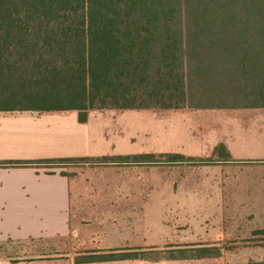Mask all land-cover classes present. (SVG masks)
<instances>
[{"label":"trees","instance_id":"trees-1","mask_svg":"<svg viewBox=\"0 0 264 264\" xmlns=\"http://www.w3.org/2000/svg\"><path fill=\"white\" fill-rule=\"evenodd\" d=\"M233 105L264 107V0H0V112L76 110L86 122L93 109Z\"/></svg>","mask_w":264,"mask_h":264},{"label":"crops","instance_id":"crops-1","mask_svg":"<svg viewBox=\"0 0 264 264\" xmlns=\"http://www.w3.org/2000/svg\"><path fill=\"white\" fill-rule=\"evenodd\" d=\"M219 146L229 153L228 159L217 152ZM136 154L191 157L194 160L154 162H189L186 169L204 181L215 180L211 173L222 179L227 173L252 168L255 239L260 237L255 241L263 242L262 106L103 108L91 110L86 122L79 120L76 110L0 112V161ZM208 158L213 160H203ZM42 164L0 166V264H103L77 262L78 253L15 259L2 252L9 242L78 235L75 230L83 214L103 210L101 206L87 210L83 205V194L99 181L88 167L71 174L66 168L57 171ZM103 181L102 188L110 187L109 177ZM6 256L11 260L6 261Z\"/></svg>","mask_w":264,"mask_h":264},{"label":"rangeland","instance_id":"rangeland-1","mask_svg":"<svg viewBox=\"0 0 264 264\" xmlns=\"http://www.w3.org/2000/svg\"><path fill=\"white\" fill-rule=\"evenodd\" d=\"M187 163L116 159L42 164L71 174L88 167L99 181L83 194V205L103 210L84 213L75 230L78 235L9 242L2 252L15 259L119 255L98 261L103 264H264V237L261 244L256 242L260 237L255 239L252 168L222 179L211 173L215 180L204 181L186 169ZM104 176L109 177L108 188L101 187Z\"/></svg>","mask_w":264,"mask_h":264}]
</instances>
